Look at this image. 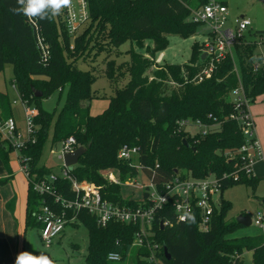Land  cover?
<instances>
[{"label":"trees","instance_id":"1","mask_svg":"<svg viewBox=\"0 0 264 264\" xmlns=\"http://www.w3.org/2000/svg\"><path fill=\"white\" fill-rule=\"evenodd\" d=\"M208 2L87 0L89 18L75 36L68 32L63 9L55 16L49 13L45 19L38 17L41 33L50 47V56L44 61L26 16L15 11L21 5L17 0H0V73L7 64H12V81L19 96L38 110L34 118V141H28L20 150L21 156L29 158L33 179L40 180L57 172L40 163L51 129L53 145L74 136L76 148H87L79 162L69 169L72 177L95 183L103 197L116 204L136 207L140 202L124 195L123 184L104 176L103 172L109 169L116 170L125 182L135 178L140 167L159 189L178 173L196 178L215 175L221 181V197L208 231L199 228L198 216L177 222L171 203L155 214L148 238L151 244L158 245V264H233L234 261L248 264L243 258L245 251H252V264H264V234L232 237L242 224L228 218L232 203L223 196L224 189L236 183L253 187L258 183L256 176H247L239 169L238 151L246 137L239 121L231 118L235 105L230 95L238 86L240 75L252 102L264 96V66L254 68V62L260 59L256 54L257 40L249 41L244 34L234 45L235 56L216 63L211 76L201 80L196 76L208 64L202 57L204 41L193 43L189 61H166L151 69L157 54L168 47L169 35L188 38L198 32L203 23L192 19V12ZM256 34L264 36V30ZM126 42H130L126 51L129 60L118 63L110 58ZM101 54L106 56L105 74L115 93L103 112L92 115L90 101L98 97L93 89L95 68L82 69L77 63L95 60ZM236 57L239 75L235 69ZM125 77L128 82L116 87ZM168 81L176 85L166 93ZM64 90L65 104L59 112L42 107L43 99ZM35 91H41L42 96H36ZM10 117H14L12 102L8 93L0 90V121ZM181 119L201 120L214 128L206 134L199 131L191 135L177 124ZM124 146L137 147L138 158H120L119 151ZM13 150L6 139H0V156L6 166ZM234 172L240 175L237 181L222 177L224 173ZM56 184L63 195L73 197L69 179L61 178ZM44 203L54 205L49 195L35 192L29 183L26 228L40 229L36 213ZM56 207L62 211V207ZM73 215L67 212L68 218ZM167 219L171 223L163 226L162 221ZM76 221L89 231L88 264H109L110 252H119L121 259H125L140 230L139 224L116 221L101 226L86 210L77 213ZM150 255L148 246L138 247L135 264H155Z\"/></svg>","mask_w":264,"mask_h":264},{"label":"built area","instance_id":"2","mask_svg":"<svg viewBox=\"0 0 264 264\" xmlns=\"http://www.w3.org/2000/svg\"><path fill=\"white\" fill-rule=\"evenodd\" d=\"M65 13L68 32L75 36L80 31L81 26L88 20L87 0H71V3L62 8ZM228 6L224 1L209 0L208 3L194 9L192 19L206 24L207 37L204 40L205 59L208 60L207 66L199 73L196 78L200 80L203 77H210L216 63L222 61L228 56L234 57V45L242 37L251 25V20L245 15L237 16L234 19L229 18ZM31 25L37 47L41 52V57L47 61L50 56V47L45 37L41 33L38 17H27ZM257 44L264 43V36H259ZM260 59L254 62V68L259 69L264 66V54H258ZM161 53L156 61L163 59ZM238 75V69L235 67ZM231 100L235 105V113L231 118L239 121L246 142L239 149L241 155V164L239 169L247 176H255V168L259 162L264 163V151L257 135L255 118L251 111L252 99L245 91L244 85L239 75V84L231 93ZM24 107V119L26 123L25 132H21L18 123L14 117L0 121V131L3 138L6 139L15 150H20L28 141H34V118L38 114L35 106L29 105L27 101L20 97ZM180 128H184L191 135L198 133H208L214 128L204 124L201 120L181 119L177 121ZM196 128V131H191ZM76 149V139L70 136L61 142V155ZM139 150L137 147L124 146L119 151V157L122 159L138 158ZM21 171L26 175L32 189L42 195H49L54 205L44 203L36 213L37 220L41 223L39 229L42 242L50 247L57 237H59L65 225L76 220L77 213L86 210L93 214L97 223L106 226L111 221L122 223L139 224L140 230L136 233L133 245L137 247L148 246L151 250L150 260L158 264L156 251L157 244H151L148 236L152 234L155 214L158 210L164 209L169 203L174 208L177 222H185L189 219L199 217V228L202 231H208L211 227L212 216L215 208L220 205V197H215L221 193V181L215 175H209L205 178H196L191 175L183 176L178 173L169 181L165 182L159 189L151 180L150 185H141V196L137 198L140 204L136 207L129 205H120L113 203L103 197L101 189L93 182L79 181L72 177L69 168L65 166L59 172H52L43 179L35 180L29 171V158L19 156ZM237 166V164H235ZM140 169V167H139ZM104 176L111 182L135 185L131 179L124 183L120 180L116 170L109 169L103 172ZM223 178L237 181L240 179L238 172L224 173ZM69 179L72 185L73 197L63 195L57 188V182L60 179ZM56 206L62 207L58 211ZM71 211L74 215L67 217V212ZM249 215V214H244ZM171 223L170 219L163 220L162 225ZM251 223L262 229L264 234V211H257L251 216ZM238 257H241L238 255ZM108 260H121L119 252H110ZM233 264H238L234 261Z\"/></svg>","mask_w":264,"mask_h":264},{"label":"rangeland","instance_id":"3","mask_svg":"<svg viewBox=\"0 0 264 264\" xmlns=\"http://www.w3.org/2000/svg\"><path fill=\"white\" fill-rule=\"evenodd\" d=\"M227 3L229 18L234 19L237 16L245 15L251 20V25L246 30V38L249 41L260 39L256 34L259 30H264V2L262 0H219ZM206 24L203 23L198 29V32L191 37L182 38L179 35H169V45L161 53H163V59L160 62L156 61V58L161 54L158 53L154 58L155 64L152 66V70L158 68L156 64H163L164 62L171 63H184L189 61L192 45L194 42H203L207 37ZM147 43H151L147 41ZM130 48V42H126L119 48V53H114L110 58H115L118 63L129 60V55L126 52ZM203 53H205L203 49ZM264 54V43L259 44L256 48V54ZM105 54H101L95 58V60L89 59L88 61L80 60L77 65L82 69H90L92 66L95 68V74L97 75L95 82L93 83V89L98 94V97L90 101V113L92 115L103 112L109 105L110 97L115 93V88L111 84L110 80L105 74L106 62ZM237 68L240 69L238 58L236 57ZM151 75V72H148ZM14 68L12 64H7L0 73V90L8 93V96L12 102L13 116L18 123L19 130L25 132L26 123L24 117V107L20 96L13 85ZM128 82V77H125L120 81L116 87H122ZM176 84L173 81L167 82L166 93H169L171 88ZM66 99V90L61 94L56 91L49 98L42 100V107L49 111H57L64 106ZM33 106V105H32ZM191 131H196V128H191ZM1 132V131H0ZM0 139L3 140L1 133ZM18 150H13L9 154V163L12 170L15 173L14 185L25 183L26 179L21 170V163L18 159ZM61 156V143L55 145L52 144V129L49 133L47 142L45 143L41 164L53 167L57 172L61 170L63 166V159ZM256 166V177L258 183L256 187L248 185L246 183H236L228 186L223 191V196L226 200L232 203L230 210L228 211V218L237 221V218L241 214H254L262 210L264 211V172L263 169H259ZM131 181L135 185L123 184L124 195L130 198H139L141 196V189L139 186L145 184L150 185L151 181L148 176L141 170L135 178ZM124 183V182H123ZM220 194L216 195V199H219ZM263 231L258 226L251 223L250 225L239 226L232 237L241 236H255L262 234ZM25 252H29L35 256L45 255L49 257L53 264H88L87 255L89 247V231L88 228L80 221L73 220L71 223L65 225L64 232L54 240L50 247L46 246L41 238L39 229L36 226H29L25 236ZM138 247L133 245L128 256L125 259L118 261H111L109 264H135ZM243 258L248 264H252V251H245Z\"/></svg>","mask_w":264,"mask_h":264},{"label":"crops","instance_id":"4","mask_svg":"<svg viewBox=\"0 0 264 264\" xmlns=\"http://www.w3.org/2000/svg\"><path fill=\"white\" fill-rule=\"evenodd\" d=\"M251 111L264 151V96L258 97L252 103ZM19 156L20 152L18 159ZM257 165L264 172V163L259 162ZM256 170L255 168V176ZM23 175L25 183L22 185L16 182L14 185L15 173L10 163L6 166L0 156V264H16L17 255L25 252L29 180L24 173ZM4 179L8 180L2 182Z\"/></svg>","mask_w":264,"mask_h":264},{"label":"clouds","instance_id":"5","mask_svg":"<svg viewBox=\"0 0 264 264\" xmlns=\"http://www.w3.org/2000/svg\"><path fill=\"white\" fill-rule=\"evenodd\" d=\"M17 3L21 7L15 11L22 12L29 18L45 19L49 13L57 15L71 0H17ZM16 264H53V261L45 255L35 256L29 252H21L16 257Z\"/></svg>","mask_w":264,"mask_h":264},{"label":"water","instance_id":"6","mask_svg":"<svg viewBox=\"0 0 264 264\" xmlns=\"http://www.w3.org/2000/svg\"><path fill=\"white\" fill-rule=\"evenodd\" d=\"M264 2V0H262ZM206 53H203V58H205ZM36 96H42L41 91H35ZM87 148L84 146H79L75 150L67 152L60 157L63 159V164L67 166L69 169H72L74 165H76L79 162L80 157L86 152ZM264 204V200H263ZM237 221L243 225H250L251 224V218L249 215L241 214L238 216ZM165 253L170 259V255L168 254L167 250L165 249Z\"/></svg>","mask_w":264,"mask_h":264},{"label":"flooded vegetation","instance_id":"7","mask_svg":"<svg viewBox=\"0 0 264 264\" xmlns=\"http://www.w3.org/2000/svg\"><path fill=\"white\" fill-rule=\"evenodd\" d=\"M249 217L251 218V216L249 215Z\"/></svg>","mask_w":264,"mask_h":264}]
</instances>
